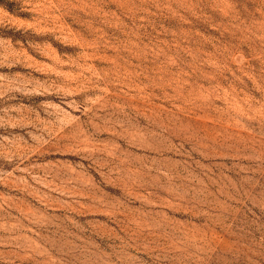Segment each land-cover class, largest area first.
Instances as JSON below:
<instances>
[{"label":"rangeland","instance_id":"obj_1","mask_svg":"<svg viewBox=\"0 0 264 264\" xmlns=\"http://www.w3.org/2000/svg\"><path fill=\"white\" fill-rule=\"evenodd\" d=\"M0 264H264V0H0Z\"/></svg>","mask_w":264,"mask_h":264}]
</instances>
